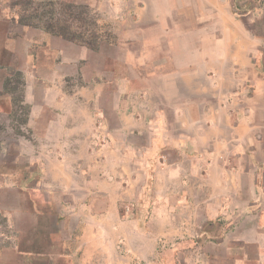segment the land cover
I'll list each match as a JSON object with an SVG mask.
<instances>
[{
    "label": "crops",
    "instance_id": "0c3cea01",
    "mask_svg": "<svg viewBox=\"0 0 264 264\" xmlns=\"http://www.w3.org/2000/svg\"><path fill=\"white\" fill-rule=\"evenodd\" d=\"M85 3L108 25L95 48L30 28L6 42L27 128L57 148L37 159L57 228L19 252L264 264V34L233 0Z\"/></svg>",
    "mask_w": 264,
    "mask_h": 264
},
{
    "label": "rangeland",
    "instance_id": "374dc122",
    "mask_svg": "<svg viewBox=\"0 0 264 264\" xmlns=\"http://www.w3.org/2000/svg\"><path fill=\"white\" fill-rule=\"evenodd\" d=\"M85 1L0 0V99L9 95L14 105L9 113L0 110V264H52L44 258L25 259L19 250L23 243L30 245L37 235L51 234L57 228L53 190L37 160L57 148L55 143H39L37 134L27 128V108L21 103L23 83L6 42L19 37L24 28L43 31V25L49 22L67 23L74 32L96 31L84 21L81 8L87 7ZM263 8L264 0L232 3V11L257 35L264 34ZM260 55L264 57V52ZM5 79L7 85L2 87Z\"/></svg>",
    "mask_w": 264,
    "mask_h": 264
},
{
    "label": "trees",
    "instance_id": "16d2710c",
    "mask_svg": "<svg viewBox=\"0 0 264 264\" xmlns=\"http://www.w3.org/2000/svg\"><path fill=\"white\" fill-rule=\"evenodd\" d=\"M81 9L82 10L84 9L83 13L86 16L84 21L89 23V26H94L96 28L95 29L96 31L94 32H89V31L74 32L71 30V27L69 26V24L59 23V22L53 23V24L49 22L46 25H43V31L51 35L60 36L69 41L79 42L90 48H95V46L100 41L107 40L109 38V35L107 33L108 25L102 22L100 19L94 16L92 17L90 15V10L87 7H84ZM97 29L100 31H97Z\"/></svg>",
    "mask_w": 264,
    "mask_h": 264
}]
</instances>
